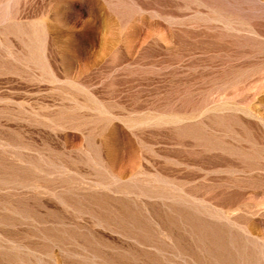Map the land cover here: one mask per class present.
<instances>
[{"label": "rangeland", "instance_id": "1", "mask_svg": "<svg viewBox=\"0 0 264 264\" xmlns=\"http://www.w3.org/2000/svg\"><path fill=\"white\" fill-rule=\"evenodd\" d=\"M0 264H264V0H0Z\"/></svg>", "mask_w": 264, "mask_h": 264}]
</instances>
